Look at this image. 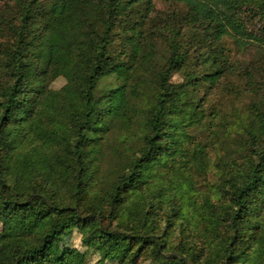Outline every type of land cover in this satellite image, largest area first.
I'll use <instances>...</instances> for the list:
<instances>
[{
    "label": "trees",
    "instance_id": "1",
    "mask_svg": "<svg viewBox=\"0 0 264 264\" xmlns=\"http://www.w3.org/2000/svg\"><path fill=\"white\" fill-rule=\"evenodd\" d=\"M152 1L49 0L44 9L39 0H16L14 39L0 45V70L7 77L0 82V220L51 214L55 218L41 233L0 239V264H81L83 253L61 245L74 228L84 235L89 230L91 235L83 237L84 244L95 247L103 258H117L122 264H137L144 251L152 253V264H264V243L259 235V218L264 210V109L258 110L263 130L260 140L255 141V160L247 166L241 182L231 181L226 210V230L230 232L218 233L215 226L210 228L209 234L219 240L218 249H197L187 235L167 247V240L155 233L153 212L139 203H144L139 192L148 179L157 176L155 166L168 156H183L187 151L175 137L172 115H188L189 122L201 116L181 107L185 92L170 80L188 59L181 41H171L167 61L158 72V94L145 120V145L110 192L108 213L125 208L129 216L123 218L129 231L102 226L99 217L105 211L88 200L92 161L102 135L112 122L126 126L130 122L127 80L134 65L110 53L112 31L128 8L144 2L149 10ZM178 1L187 5L190 21L216 39L230 35L241 46L250 41L264 46V31L254 33L245 25L240 8L246 0ZM259 13L264 18V4ZM127 26L134 32V23ZM131 49L135 56L137 48L132 43ZM59 74L78 79L76 88L62 90L64 101L58 103V110L62 108L70 125L61 130L54 124L47 132L38 113L47 109L48 114L58 112L53 103L59 97L47 86L50 78ZM108 75H115L120 84L97 95L98 81ZM204 78L213 84L219 71ZM42 101L50 103L41 108L38 105ZM62 168L69 171H60ZM68 173L72 201L64 202L58 190L67 178L59 177ZM84 207L89 210L86 215ZM246 249L251 251L246 253Z\"/></svg>",
    "mask_w": 264,
    "mask_h": 264
},
{
    "label": "rangeland",
    "instance_id": "2",
    "mask_svg": "<svg viewBox=\"0 0 264 264\" xmlns=\"http://www.w3.org/2000/svg\"><path fill=\"white\" fill-rule=\"evenodd\" d=\"M39 1L44 9L49 6V0ZM263 4L264 0H246L240 8L245 25L254 33L264 31V18L259 13ZM146 7L144 2H138L128 8L112 31L110 53L134 65L133 74L127 80L130 122L127 126L112 122L102 135L92 161L88 200L105 211L99 217L102 226L129 231L123 218L129 216L125 208L108 213L110 192L117 178L128 170L132 159L145 145L144 137L148 131L145 120L158 94V72L167 61L171 41H181L187 48L188 59L170 80L185 92L180 99L181 107L191 113L194 110L201 116L197 121L189 122L188 115H172L176 121L175 137L180 138L181 147L187 151H183V156L180 153L174 158L168 156L155 166L157 176L148 179V184L139 192L138 196L144 200L139 203L153 212L152 218L157 223L155 233L167 240V247L175 246L182 236L187 235L197 249L212 251L219 248V240L209 234L210 228L215 226L218 233L230 232L228 228L226 230L229 222L226 210L231 181L241 182L245 177L247 166L255 160V141H259L262 135L258 110L264 109V46L255 41L241 46L230 35L216 39L200 24L190 21L188 7L183 1L153 0L152 7L149 10ZM17 9L16 0H0L2 47L14 39L12 28L18 24ZM128 23H134V32L127 28ZM128 37H131L130 41ZM131 43L137 48L135 56ZM216 69L219 78L215 83H209L204 75ZM2 73L0 70V82L4 83L7 77ZM120 82L115 75L101 78L96 87L97 95ZM77 84L76 77L70 80L59 74L50 78L47 90L59 97L53 103L55 109L58 110V105L64 101L62 90L76 88ZM49 103L43 104L42 101L38 106L42 108ZM47 110L38 113L47 132L54 124L61 130L70 125L62 108L55 111L56 114H48ZM60 171L68 172L69 169ZM62 177L67 180H62L58 195L60 200L71 202L69 173L59 178ZM83 213H89L87 207L83 208ZM54 218L55 215L51 214L0 220V239L30 232L41 233L53 224ZM259 219V235L264 243V210ZM85 235H91V232L87 230ZM85 235L74 228L65 235L61 245L83 253L85 260L81 264H122L119 259L103 258L95 247L86 246L83 242ZM261 247L264 249V245ZM249 251L245 250L246 253ZM153 261L152 253L144 251L137 264H152Z\"/></svg>",
    "mask_w": 264,
    "mask_h": 264
}]
</instances>
